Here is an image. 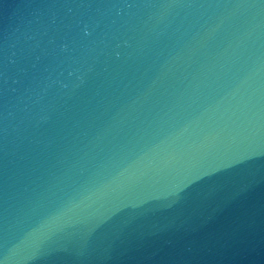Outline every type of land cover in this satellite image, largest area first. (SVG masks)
Wrapping results in <instances>:
<instances>
[{
    "label": "water",
    "instance_id": "water-1",
    "mask_svg": "<svg viewBox=\"0 0 264 264\" xmlns=\"http://www.w3.org/2000/svg\"><path fill=\"white\" fill-rule=\"evenodd\" d=\"M0 264H264V0H0Z\"/></svg>",
    "mask_w": 264,
    "mask_h": 264
}]
</instances>
